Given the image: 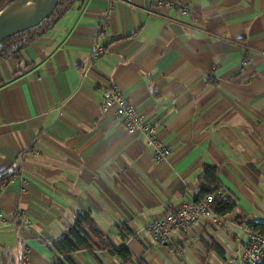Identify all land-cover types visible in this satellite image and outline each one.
Returning <instances> with one entry per match:
<instances>
[{
    "label": "crops",
    "instance_id": "crops-1",
    "mask_svg": "<svg viewBox=\"0 0 264 264\" xmlns=\"http://www.w3.org/2000/svg\"><path fill=\"white\" fill-rule=\"evenodd\" d=\"M179 2L188 13L74 0L0 59V264H21L26 243L32 264H51L53 240L80 212L137 264H231L248 228L240 219L264 222V0ZM112 84L156 125L169 159L104 108ZM208 165L235 211L223 228L204 220L156 243L145 224L194 199ZM18 211L30 228L18 229ZM91 236L100 245L76 251L77 264H121Z\"/></svg>",
    "mask_w": 264,
    "mask_h": 264
},
{
    "label": "built area",
    "instance_id": "built-area-1",
    "mask_svg": "<svg viewBox=\"0 0 264 264\" xmlns=\"http://www.w3.org/2000/svg\"><path fill=\"white\" fill-rule=\"evenodd\" d=\"M158 7L167 10L182 8L179 0H155ZM188 13L187 8H182ZM105 52V46L96 44L93 49V59L99 58ZM105 109H114L116 117L125 125L130 134H143L147 145L153 150L157 161H164L171 157L172 150L161 138L156 125L149 121L146 115L134 104L118 85L112 84L104 91ZM6 183L1 182L0 187ZM214 195H208L200 200L195 198L184 203L176 210L169 211L163 216L145 224L143 231L150 234L158 244L175 243L176 234H188L195 226L204 220H209L216 228L224 227V219L213 208ZM18 229L25 230L32 226L26 212L18 211ZM0 220L8 224L5 212L0 206ZM176 252L181 248L176 247ZM264 260V230L247 228L235 254L230 256L231 264H260ZM21 264H32V248L26 243L21 254Z\"/></svg>",
    "mask_w": 264,
    "mask_h": 264
},
{
    "label": "trees",
    "instance_id": "trees-1",
    "mask_svg": "<svg viewBox=\"0 0 264 264\" xmlns=\"http://www.w3.org/2000/svg\"><path fill=\"white\" fill-rule=\"evenodd\" d=\"M10 1L11 0H0V10ZM73 2L74 0H59L55 11L49 18L33 28L6 38L0 46V59L10 56H19L21 49L25 46L27 41L31 40L35 35H41L46 32L54 24L58 16L71 7ZM217 170V166L215 165H208L205 167L202 185L195 199L200 200L213 194V208L221 217H224L235 211L236 203L229 197L223 196V191L218 181ZM1 182L6 183L8 180L7 178L1 179L0 183ZM240 221L252 230H264V222L252 220L244 222L241 219ZM127 230L133 235L135 234L129 228H127ZM91 233L100 241L109 254L121 260V264L140 263V260L134 257L128 247L116 245L110 239H106L105 235L92 220L90 214L80 212L74 224L59 238L53 240V245L58 255L52 260L51 264H77L73 258L76 251L98 248L100 244L96 243ZM260 264H264V260Z\"/></svg>",
    "mask_w": 264,
    "mask_h": 264
},
{
    "label": "water",
    "instance_id": "water-1",
    "mask_svg": "<svg viewBox=\"0 0 264 264\" xmlns=\"http://www.w3.org/2000/svg\"><path fill=\"white\" fill-rule=\"evenodd\" d=\"M58 3L59 0H11L0 10V46L6 38L49 18Z\"/></svg>",
    "mask_w": 264,
    "mask_h": 264
}]
</instances>
